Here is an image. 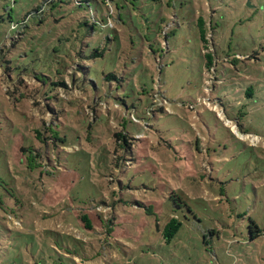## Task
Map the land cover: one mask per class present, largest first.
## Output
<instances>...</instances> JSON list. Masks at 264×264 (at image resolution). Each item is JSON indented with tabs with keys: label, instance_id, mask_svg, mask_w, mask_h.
Listing matches in <instances>:
<instances>
[{
	"label": "rangeland",
	"instance_id": "rangeland-1",
	"mask_svg": "<svg viewBox=\"0 0 264 264\" xmlns=\"http://www.w3.org/2000/svg\"><path fill=\"white\" fill-rule=\"evenodd\" d=\"M79 1L0 0V264H264V0Z\"/></svg>",
	"mask_w": 264,
	"mask_h": 264
},
{
	"label": "trees",
	"instance_id": "trees-1",
	"mask_svg": "<svg viewBox=\"0 0 264 264\" xmlns=\"http://www.w3.org/2000/svg\"><path fill=\"white\" fill-rule=\"evenodd\" d=\"M110 0H104L103 3L108 4ZM76 2L78 3V5H81V1L79 0H76ZM107 6V5H106ZM113 13V10L111 7H109L108 9V12H107V18L104 20V19H101V20H97V19H93L92 21V29H105V28H112L113 27V23L112 21L110 20L111 18V15ZM202 39L203 41H205V38H204V35L202 36ZM214 51V50H213ZM253 55H246V54H233V55H225L224 56V59H223V72L221 71V73H226L227 70L229 71L228 74H227V78H231V84L233 83V86H234V89L236 92H243V96L242 98H249V99H253L255 98V95H257L259 93V91L255 88V86L251 85V84H248L247 80L244 81L245 83L242 85L240 83H237L236 81H234V79H239V78H245L246 76L248 77L249 73L247 72V70L245 71H242L240 70L241 68L239 67V64H240V61H247L249 60L250 63L252 62H255L256 63V58H254ZM206 66L208 68V71H212L213 73H215L217 71V66H213V63H212V58H211V55L206 53ZM252 59L254 61H252ZM227 66H226V65ZM113 78H115L114 75H111L109 74L107 77H106V80H112ZM255 81V80H254ZM56 84H61L63 85L64 84V81L63 82H57V83H53V86L56 85ZM242 89V90H241ZM209 101L211 102H215V100L218 103V105L220 106V108L222 109V112L225 114V108L223 106V102H222V99H219V98H212L211 96L208 98ZM202 104V103H201ZM204 105L209 111L213 112L215 114V116L217 117L218 120L222 121L218 116H217V113L215 110L213 109H210L209 107H207L205 104H202ZM241 113H239L240 115ZM230 119V118H229ZM232 120V119H231ZM234 122L236 123L237 127H239L240 129V123H239V120L236 119L234 120ZM230 132V128L227 127L226 125H224ZM240 132H243V131H240ZM245 133V132H243ZM248 133V132H247ZM233 134V133H231ZM234 135V134H233ZM116 136H119V137H124L123 134H116ZM173 193L175 194L176 192L173 191ZM80 220L84 223L85 227L86 228H91V225H90V221L87 217L86 214H81L80 216ZM180 226V223L175 221L174 219H171L165 226V234L168 238H170L172 235H174V233H176V231L178 230V227Z\"/></svg>",
	"mask_w": 264,
	"mask_h": 264
}]
</instances>
